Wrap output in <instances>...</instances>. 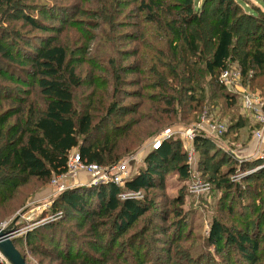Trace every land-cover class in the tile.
<instances>
[{
  "label": "trees",
  "instance_id": "16d2710c",
  "mask_svg": "<svg viewBox=\"0 0 264 264\" xmlns=\"http://www.w3.org/2000/svg\"><path fill=\"white\" fill-rule=\"evenodd\" d=\"M28 1L0 0V14L5 12L3 22L22 19L31 29L45 33L38 39L23 34L13 39L0 26V95L4 93L9 99L14 95L12 89L4 88L6 81L22 89L21 96L12 99L18 103L17 108L4 110L0 100V205L30 182L44 184L66 172L74 148H78L85 164L111 166L163 126L179 119L198 121L196 118L209 110L211 101L218 96L223 98L225 107L234 106L236 96L220 82L221 73L232 63H237L242 77L264 95V11L258 6L259 12L253 13L238 0H202L198 8L196 0H130V5L123 0H77L53 5L27 4ZM128 7L131 8L126 12ZM62 35L71 36L74 43L61 39ZM150 39L153 43L148 42ZM124 41L135 44L131 54L121 46ZM156 43H162L163 48ZM142 48L147 51L144 57L139 56ZM138 56L136 63H123ZM130 74L137 76L130 80ZM128 86L139 88L135 96L139 102H125L123 92ZM84 87L90 90L82 103L77 91ZM148 90L153 92L146 94ZM142 107L145 113L140 114ZM225 109L220 110L222 117L227 116ZM12 113L18 123L4 142L5 126ZM230 122L225 138L245 125L241 116H234ZM211 142L202 134L194 140L196 150L206 157L205 168L213 171L210 181L218 188L230 190L234 183L227 175L235 170L221 171L223 160L210 154ZM259 161L262 163L257 166L264 160ZM173 164L181 177L188 179L189 164L180 140L169 139L148 153L143 169L127 179L124 188L109 182L60 192L52 208L56 213L63 209L62 221L80 219L73 226L81 236L62 229L67 249L56 258L62 264L68 260L73 261L69 264L153 261L148 258L150 252H142L147 234L156 225L153 220L141 232L130 235L127 245L134 253L126 252L123 244L120 251L115 249L120 238L152 206L146 198L122 200L119 195L124 190L142 192L157 186L163 189L165 175ZM255 173L260 176H252L253 179L263 180L264 167ZM228 198L226 194V201ZM184 201L180 196L173 202L182 205ZM259 213L255 233L250 230L252 222L245 223L244 231H231L222 221L214 220L210 243L219 248L224 241L233 244L244 262L255 264L261 250L258 238L264 227V209ZM184 223L183 213L172 240L183 238ZM60 227L57 220L47 221L32 231L35 236L44 237L43 228L52 235ZM32 231L26 234L28 245L34 243ZM161 233L167 234L165 230ZM21 239L14 238L18 249ZM172 244L166 252L174 261Z\"/></svg>",
  "mask_w": 264,
  "mask_h": 264
},
{
  "label": "rangeland",
  "instance_id": "374dc122",
  "mask_svg": "<svg viewBox=\"0 0 264 264\" xmlns=\"http://www.w3.org/2000/svg\"><path fill=\"white\" fill-rule=\"evenodd\" d=\"M76 1L77 0H29L27 4H70ZM238 1L247 10L253 13L259 12L256 8L257 6H260L264 11V0ZM122 2L127 3V5L131 4L130 0H123ZM201 3L202 0H196L197 8L200 7ZM130 8L131 7H128L126 12H128ZM3 18H5V12L0 14V26L8 31L13 39H15L18 34H23L31 39H38L39 36L45 34L39 30L31 29L22 19L3 22ZM65 38H67L69 43H74L71 36L62 35L61 39ZM149 41L153 43L152 39L148 40V42ZM124 42L125 43L121 46H123L126 51L129 50L126 53L131 54L130 51L135 44L131 41ZM156 45L163 48L162 43H156ZM146 52L147 51L142 48L139 56L144 57ZM139 56L124 60L123 63L125 65L136 63L137 60L140 59ZM232 66L238 68L237 63L230 64V67ZM87 70L88 69L85 68V72ZM136 76L137 75L135 74H130L127 75V78L133 80ZM238 83L251 87L250 82L243 77ZM3 86L6 89H12V93L14 94L11 95L12 99L15 96H21L20 90L22 89L19 85L11 84L6 81ZM225 88L228 93H232V91H229L226 86ZM234 89L239 92L236 87H234ZM89 90L88 87H84L83 90L77 91V97H80L82 103L85 101L84 99L86 97L84 96L89 93ZM124 90L123 98L126 103L139 102L138 97H135L139 88L128 86ZM251 90L255 94H260L264 98V95L258 88L251 87ZM148 92L152 93L153 91H145L146 94ZM209 93L210 92L207 89V98L210 96ZM232 94H234V92ZM235 96L237 102L234 106L225 107L223 105V98L218 96L216 100L211 101L209 110L205 109L204 112L196 118L198 121L193 119H190V121H181L179 119V121L175 123H169L163 126L162 129L157 131V133L147 137L139 146H137V149L134 152L124 155L117 163L107 166L112 169V175L116 176L120 174L123 178H129L143 169L145 166V158L148 153L152 151L153 140L163 131L170 128L189 129L195 124L202 122L204 114L213 115V119H218L219 121L226 123L228 128L229 125H231L230 120H232L234 116H241L244 119L245 125L242 129L231 133L227 138L224 137V145H227L228 149L219 147L211 137L207 136L212 141V144H209L210 146H208L210 154H216L217 158L223 160L221 171L234 168L235 172L230 176L227 175V178H230L233 181L234 187L229 190L227 188L221 189L214 185L213 182L210 181L213 171L205 168L204 162L206 157L202 156L201 152L196 150L195 144H192L191 142L187 143V140L185 141L180 134L173 136L171 139L180 140L181 148L186 153V159L189 163L190 170L189 177L188 179H183L179 174V170L175 168V164H173L165 175L163 189H160L159 186H157L150 190L142 191L138 198L135 196L124 198L123 195L127 190L121 192L119 196L122 200H144L146 198L149 201H152V206L147 214L140 218L139 221L120 238L115 245L116 250L120 251L122 248L121 245L123 244L126 247V252L130 251L131 253H134V251L128 249L129 247L127 245L130 242V235L141 232L144 226L148 224L150 220H153L156 225L152 226V232L147 234V240L142 249V252L144 250L150 252L148 258L153 261L148 264H250L244 262L243 255L235 245L229 243L226 244L224 241L219 248L218 246L211 244L209 241L210 229L214 220L222 221L231 231H235L236 229L244 231L246 228L245 223L252 222L253 225L250 227V230L251 233H255L258 223L256 218L259 216V212L264 209V185L261 184V182H264V178L263 180L259 179L260 184L252 178V176L256 178L260 176L257 175L258 172H255L259 168L257 164L262 163L259 161L262 159L254 154L256 145L254 144L255 142H253V129L256 124V118L244 109L243 102L239 97L241 96L240 92L239 95L237 93ZM12 99L5 97L4 93L0 95L4 110L17 108L18 103ZM38 102L42 104L41 100ZM223 106L227 109L223 108ZM222 109L227 110V116H221L220 110ZM139 113H145L144 107L140 109ZM17 123L18 117L12 113L5 126L6 137L3 140L4 142L6 141V138L10 136L12 128L16 126ZM190 147L195 149L193 157L190 155ZM231 149L235 152L237 157H235L234 154H231V151H229ZM72 151L78 152L79 150L78 148H74ZM238 158H242L241 161ZM214 160H216V157ZM83 173L84 175H82ZM79 176L80 181L84 180L87 182L85 185L90 186L89 182L92 179V174L88 170L81 169ZM51 181L52 179L44 184L32 181L21 187L15 196L0 205V226L9 224L19 213L26 211L19 220V227L21 229L16 237L22 238L19 241L18 247L26 256V260L29 264H62V261L56 258L60 251L63 252L67 249L65 245L67 237L66 233H64L65 231L62 229L65 228L66 230L71 231V234L76 237L81 236V233L73 226L74 223L80 219L76 217L72 218V221H62V219H60V214L63 213V209L58 213L53 210L52 203L59 193L51 186ZM253 184H257V187H253ZM121 187L124 188V185H121ZM241 193H243V195ZM226 194L229 197L227 201L225 199ZM180 196H183L185 199L184 204L182 205L178 204V202H173L175 197ZM255 210L256 213H254ZM174 211H176V213H184L185 217L184 227H182L183 238L180 241H175V237L172 240V234L177 227L178 218L182 215L175 216ZM163 216H166L167 219L163 220ZM249 217L251 220L248 219ZM56 220L60 222L61 227L56 234H52L53 237L51 231L45 228H43L42 231L45 233V236L48 234L49 237H37L33 234V229L43 225L47 221ZM162 230H165L167 234H162ZM29 231H32L33 234V245H28L26 241V234ZM260 234L258 240L261 250H259L260 252L258 253L259 261L255 264H264V227L260 231ZM172 241L175 242L172 244ZM56 242H59L60 244H57ZM135 242L137 244L140 243L138 239L135 240ZM171 244L173 245L171 258L174 261H171L168 258L169 253L166 252L168 248L172 247ZM73 246V252L76 253L77 243L74 242ZM157 258L159 259L158 261H156ZM0 261H4L1 256ZM71 262L73 261L68 260L64 264H69ZM125 262V264H128V262L131 264V260H125Z\"/></svg>",
  "mask_w": 264,
  "mask_h": 264
},
{
  "label": "built area",
  "instance_id": "2783aa9c",
  "mask_svg": "<svg viewBox=\"0 0 264 264\" xmlns=\"http://www.w3.org/2000/svg\"><path fill=\"white\" fill-rule=\"evenodd\" d=\"M241 78V70L237 67L229 66L221 73L220 82L224 84L229 91H232V93L234 92L235 95H237V93L239 95L240 92L241 96L239 97L243 102L244 109L256 118V124L253 129V141L256 145L254 154L264 160V98L260 94H255L251 90V87L239 84L238 81H240ZM234 87H236L239 92L235 91ZM213 118V115L204 114L202 122L195 124L189 129L170 128L163 131L153 140L152 150L161 148L165 141L171 139L177 134H180L185 141L187 140V143L191 142L192 144H194L196 136L202 134L211 137L219 147L228 149L227 145H224V134L228 131V126L226 123ZM189 150L190 155L193 157L195 149L190 147ZM229 151L237 157L232 149ZM238 159L241 161L242 158ZM260 167H264V164H261L259 168ZM81 169H86L92 174V179L89 182L90 185L113 182L121 186L125 185L126 180L130 178H123L120 174L116 176L112 175V169L107 166L85 164L80 159L79 151H71L68 158V170L62 174L53 176L51 186L58 193L74 187L81 183L79 181V173ZM141 193V191H127L123 196L124 198H131L132 196L138 198Z\"/></svg>",
  "mask_w": 264,
  "mask_h": 264
},
{
  "label": "water",
  "instance_id": "95a60500",
  "mask_svg": "<svg viewBox=\"0 0 264 264\" xmlns=\"http://www.w3.org/2000/svg\"><path fill=\"white\" fill-rule=\"evenodd\" d=\"M79 183L75 186L84 185ZM74 186V187H75ZM26 211L19 213L9 224L0 226V256L6 264H29L17 248L14 238L20 231L19 220Z\"/></svg>",
  "mask_w": 264,
  "mask_h": 264
},
{
  "label": "crops",
  "instance_id": "0c3cea01",
  "mask_svg": "<svg viewBox=\"0 0 264 264\" xmlns=\"http://www.w3.org/2000/svg\"><path fill=\"white\" fill-rule=\"evenodd\" d=\"M259 8H260V6H258ZM254 142V141H253ZM255 144V143H254ZM82 175H84V173L82 174ZM79 178H80V176H79ZM80 181V180H79ZM81 183H87L86 181H84V180H82V181H80Z\"/></svg>",
  "mask_w": 264,
  "mask_h": 264
}]
</instances>
